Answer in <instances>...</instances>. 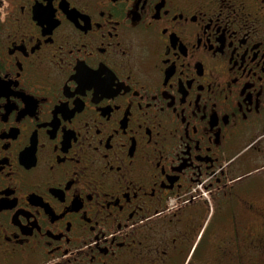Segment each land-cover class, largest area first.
<instances>
[{
	"label": "flooded vegetation",
	"instance_id": "af4514ba",
	"mask_svg": "<svg viewBox=\"0 0 264 264\" xmlns=\"http://www.w3.org/2000/svg\"><path fill=\"white\" fill-rule=\"evenodd\" d=\"M0 83V264H264V0H0Z\"/></svg>",
	"mask_w": 264,
	"mask_h": 264
},
{
	"label": "snow or ice",
	"instance_id": "6c2138e0",
	"mask_svg": "<svg viewBox=\"0 0 264 264\" xmlns=\"http://www.w3.org/2000/svg\"><path fill=\"white\" fill-rule=\"evenodd\" d=\"M41 22L43 23L44 21H41ZM57 23H59V21H57ZM88 75L89 74H87V73L85 74V77H84L85 80L88 78ZM91 75H95V74L93 73ZM85 86H90V85L86 84ZM4 95H6V93L4 92V85L2 83H0V97H3ZM3 103H4L3 99L0 98V104H3Z\"/></svg>",
	"mask_w": 264,
	"mask_h": 264
},
{
	"label": "rangeland",
	"instance_id": "374dc122",
	"mask_svg": "<svg viewBox=\"0 0 264 264\" xmlns=\"http://www.w3.org/2000/svg\"><path fill=\"white\" fill-rule=\"evenodd\" d=\"M256 179H257V178H255V180H256ZM255 180H254V181H255Z\"/></svg>",
	"mask_w": 264,
	"mask_h": 264
}]
</instances>
